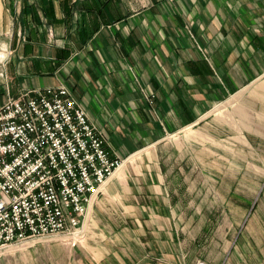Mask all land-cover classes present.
I'll list each match as a JSON object with an SVG mask.
<instances>
[{"label":"crops","instance_id":"crops-1","mask_svg":"<svg viewBox=\"0 0 264 264\" xmlns=\"http://www.w3.org/2000/svg\"><path fill=\"white\" fill-rule=\"evenodd\" d=\"M249 86L264 103V0H0V106L65 88L122 161L81 218L104 238L93 252L109 260L126 247L161 264H264V184L246 183L252 211L228 218L200 190L169 195L172 172L156 150L196 125L222 133L212 110ZM249 134L264 143V122ZM213 223L219 235L206 236Z\"/></svg>","mask_w":264,"mask_h":264},{"label":"built area","instance_id":"built-area-1","mask_svg":"<svg viewBox=\"0 0 264 264\" xmlns=\"http://www.w3.org/2000/svg\"><path fill=\"white\" fill-rule=\"evenodd\" d=\"M121 164L65 88L8 99L0 106V251L71 241L91 196Z\"/></svg>","mask_w":264,"mask_h":264},{"label":"rangeland","instance_id":"rangeland-1","mask_svg":"<svg viewBox=\"0 0 264 264\" xmlns=\"http://www.w3.org/2000/svg\"><path fill=\"white\" fill-rule=\"evenodd\" d=\"M252 95L253 86H249L238 95L224 99L223 103L212 110L210 116L221 119L223 122L222 133L215 134L214 131L210 135L204 134L198 129L199 125H196L195 130L188 129L175 135H168L169 147H157L158 152L162 151L158 153L159 167L161 169L168 167L172 172L171 188H168L169 195L177 193L182 196L184 192L188 193V189L196 190L198 193L200 190L202 193L200 197H203L207 203H223L222 206L227 211L228 218L231 214L234 217L233 212L237 208H243L245 212L252 211L246 183L264 184L262 174L264 163L257 161L252 163L250 159L252 156H260L262 161L264 143H260L256 137L253 143L249 134L252 122H264V113H261L264 111V103L258 101V96L255 99L251 98ZM239 111L244 114V117L238 115ZM163 153L171 156V161H165ZM239 154L244 156L243 161L240 158V161L236 163L235 156ZM249 170H255L261 175L255 178L248 174L242 179V174ZM198 203L202 204V202ZM212 213L215 214L213 218H223V211H212ZM214 224L205 228L206 236L219 235L218 228ZM228 229L224 227L223 231ZM79 231V234L71 241L56 238L9 246L0 251V264H161L155 256L143 258L140 252L138 256L126 247L122 249L113 247L112 253L120 254V257L117 260H109L106 254L103 255L102 252L99 254L92 250L93 246L102 244L104 240L97 228H91L87 224L82 227L81 222ZM241 232L242 227L239 234ZM213 241H217L216 238ZM129 242H127L128 246H131L132 243ZM205 263V260L199 259L193 264Z\"/></svg>","mask_w":264,"mask_h":264}]
</instances>
